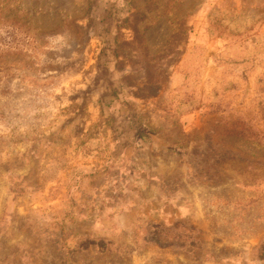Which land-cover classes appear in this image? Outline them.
<instances>
[{"label": "rangeland", "instance_id": "obj_1", "mask_svg": "<svg viewBox=\"0 0 264 264\" xmlns=\"http://www.w3.org/2000/svg\"><path fill=\"white\" fill-rule=\"evenodd\" d=\"M0 264H264V0H0Z\"/></svg>", "mask_w": 264, "mask_h": 264}]
</instances>
